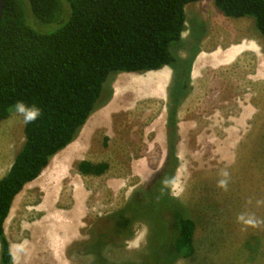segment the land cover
Here are the masks:
<instances>
[{"label":"rangeland","instance_id":"rangeland-1","mask_svg":"<svg viewBox=\"0 0 264 264\" xmlns=\"http://www.w3.org/2000/svg\"><path fill=\"white\" fill-rule=\"evenodd\" d=\"M62 6L67 9L65 2ZM25 7L27 15L29 6ZM184 12L185 30L174 50L185 58L195 46L197 51L190 64L188 89L175 115L179 122L175 144L177 167L169 192L184 205L196 227L194 253L171 264H264V228L242 231L235 220L236 214L244 210L246 199L264 198V79L257 73L258 60L264 59V38L252 17L225 16L213 0L190 2ZM28 16L27 22L40 32L52 31L58 24L40 23ZM216 52L229 54L224 60L214 61L212 55ZM159 70L168 73L162 97L154 95L153 83L149 81L159 74L158 70L122 72L111 79L112 96L113 89L118 88L119 92L120 88L119 104L126 99L123 103L128 106L122 105V111L110 116V129L93 132L86 146L85 160L107 163L106 171L95 176L71 170L84 195L78 231L72 240L63 247L54 245L47 240L53 231L37 230L41 224L50 223V220L43 223L50 211L62 222L71 224L67 215L74 205L72 187L64 186L55 199L58 205L48 211L38 209L43 193L37 181L15 196L4 222L12 264H58L53 255L61 247L65 264H94L83 248L89 242L87 234L93 228H103L100 220L123 208L132 192L164 163L167 153L164 126L173 71L170 67ZM134 81L138 82L137 88L130 84ZM129 86L133 88L128 89ZM99 108L91 115L99 112ZM23 127V118L13 109L0 121V177L7 172L24 141ZM135 161L143 163L144 170L139 175L135 171L141 166L132 167ZM225 168L231 176L227 192L217 187L218 173ZM148 208L149 205L141 208L142 215L148 213ZM252 211L264 218V207H253ZM150 216L152 220L157 218L154 209ZM133 223L136 226L128 231V239L125 235L115 237L114 233L109 237L114 246L104 250L103 258L108 262L96 264L137 263L138 256L149 260L142 246L147 222ZM165 253L169 255L170 249Z\"/></svg>","mask_w":264,"mask_h":264},{"label":"trees","instance_id":"trees-1","mask_svg":"<svg viewBox=\"0 0 264 264\" xmlns=\"http://www.w3.org/2000/svg\"><path fill=\"white\" fill-rule=\"evenodd\" d=\"M197 1L3 0L0 121L9 115L18 100L37 105L42 116L33 124H24V141L7 172L0 177V264H12L4 222L15 196L41 173L54 154L76 139L89 116L111 99L110 81L114 75L155 71L163 66L173 71L164 163L132 192L123 208L100 221L110 222L103 226L108 233L105 240L117 229L127 233L133 222L145 220L154 226L155 233L167 224L173 229L172 241L163 250L170 249L172 262L194 253L195 221L184 205L170 195L169 185L177 167L176 108L188 87L190 64L197 51L195 46L185 58L175 52L174 46L181 42L185 30L184 7ZM213 1L225 16L252 17L255 28L264 38V0ZM26 4L27 13L35 21L58 23L56 27L49 32L34 29L27 22ZM107 168V163L87 160L76 164L83 175L98 176ZM147 205L148 213L142 215L141 208ZM153 209L157 218L152 220ZM156 220L158 223H153ZM102 241L99 235L92 245L97 254L96 263L108 262L101 254Z\"/></svg>","mask_w":264,"mask_h":264},{"label":"bare ground","instance_id":"bare-ground-1","mask_svg":"<svg viewBox=\"0 0 264 264\" xmlns=\"http://www.w3.org/2000/svg\"><path fill=\"white\" fill-rule=\"evenodd\" d=\"M226 54H229V53L228 52H226V53L216 52L212 55L213 60L214 61L224 60L226 58ZM258 61H259V64H258L259 66L257 68V73L262 79H264V59L262 58V59H259ZM158 72H159V74H158L159 76L158 75L152 76V77H150L149 81L152 83L155 82V84L157 82V84H159V90H158L157 94L159 97H162L168 74H167V72H163L161 70H158ZM130 84L132 86H136V88H137L138 82L135 83V81H134L133 83H130ZM140 84H142V83H140ZM140 84L138 85L139 87L141 86ZM120 85H122V84H120ZM142 85L144 86V84H142ZM130 88H133V87L129 86L128 89H130ZM117 89L118 88L113 89L114 93H113V96H112V99L110 100V102L107 103L105 106H103L101 109L99 108L100 109L99 112H95V114L91 115L87 119L85 124H83V127L81 128L76 139L74 141H72L70 144H68L67 146H65L62 150H60L56 154H54V156L51 157L48 165H46V167L36 177V180H34L31 183H28L24 186L25 188L30 187L31 184H33L37 181V184L41 188L42 193H43V197H42L43 201L41 202L40 206L38 207V209L41 211H46V210L48 211V210L54 208L55 205L57 206L58 203H55L56 202L55 199H57V196L59 195V193L61 192L63 187L64 186L72 187V189H73L72 199L74 201V205H73V208L68 212V215H67V217L69 219L68 221L71 224H66L65 222H62V220L59 219L57 214L51 215V211H50V215L46 216L45 219H43V223L48 222L50 220V223H52V224L54 223L55 225L50 227L49 226L50 223H49V224H43V225L41 224V226L37 227V230H40V232H42V233H46L47 230H49V232L51 231L50 233H52V231H53L54 234L53 235L51 234L52 236H50V238L48 237V235H46V236L49 238L47 240H49L50 243H54V245L60 244V246L63 247L65 244H67V242H69L70 240H72L74 238L75 232L78 231V225L77 224H78V221H79L81 214H82L81 206H82V201L84 200V195H83V191L80 188V183H79L77 176H75L74 173L71 172V170H74V164L76 161H79V160L84 158L83 156H84L85 152H87L86 146L89 143V139L92 137L91 135L93 134V132L97 131L100 128L110 129V126H111V121H110L111 117L110 116L122 111L124 108H126L128 106L127 105L125 107L124 103H123L126 99H124V101L122 102V105L124 106V108H122L123 106L121 104H119V100H120L122 95H120L121 93L119 94V92H121L120 88H119V92L117 91ZM124 91H122V92H124ZM137 94H139V93H137ZM154 94H156V92ZM121 101H122V99H121ZM126 104H128V103H126ZM109 133H110V131H109ZM137 168H139V167H137ZM141 170H139V171H141ZM138 174H140V173H138ZM75 225H77V226H75ZM55 231H57V232H55ZM57 233H59V235H57ZM42 237H41V239H42ZM45 240H46V237H45ZM45 240H44V242H45ZM61 248L55 252L53 257L55 256L57 258L56 260L58 261V264H65V262L62 261L63 259L60 255Z\"/></svg>","mask_w":264,"mask_h":264},{"label":"flooded vegetation","instance_id":"flooded-vegetation-1","mask_svg":"<svg viewBox=\"0 0 264 264\" xmlns=\"http://www.w3.org/2000/svg\"><path fill=\"white\" fill-rule=\"evenodd\" d=\"M170 84H171V82H170ZM170 84H169V87H170ZM187 86H188V83H187ZM187 89H188V87H186V90ZM186 90H185V92H186ZM168 104H169V101H168ZM178 108H179V106L177 105L176 111L178 110ZM175 115H176V113H175ZM166 123H167V106H166V119H165V131H166L165 135H166V144H167V131L169 130V128L166 127ZM175 125H177L176 119H175ZM176 131H177V129H176ZM81 160H85V158H83ZM81 160H79V161H81ZM79 161H77L74 164V169H76V164ZM115 212L116 211H114V213L111 215V217L115 214ZM109 214L110 213H108L107 215H109ZM104 222L105 223H102V226H104V225L105 226L110 225V222H108L107 220H105ZM134 225L136 226L135 223H133L130 226H128L130 231H133V226ZM146 225H147V228H146V232H147L146 233V240H144L145 242L143 243L144 245L142 244V246H143V250H144V255H146V256L149 255L148 256V259L149 260H146L144 256L143 257H139L138 256V259L140 260L139 262H137V263L131 262L129 264H146V263H150V262H152L153 264H157L156 260H158L161 263L162 262L163 263H171L172 262V258L170 257V255H167L165 253V250H163V249L165 247L171 246V244H170L171 241H172V235H171V233L173 232V229L171 228V226H168L167 224H165V225H163V228L164 227H167V228H164L163 230L158 231L157 233L159 235L158 236H155V232L153 231L154 226H151L148 223ZM106 231L107 230H105V228L104 229L103 228H101V229L93 228L87 234V236L89 237V239H88L89 242L87 243L86 246L84 245L83 248H85V250L87 251V253H89L92 256V258H93L92 259V262L93 263H96V261H97L96 260L97 259V254L93 250L95 248H93L92 245L94 244V242L96 241V239L99 237V235L102 237V240H103L101 242V244H100V246L103 247V249L101 251L102 257H105V255H104L105 254V252H104L105 248H110L108 246H111V247L114 246V243L113 242L110 244V241H109L110 238H108L107 240H105L108 237V233ZM113 233H111V235L113 234V236H115V237H120L121 238L124 235H125L124 237H127L126 239H128L130 237V233H128V232L127 233H124L123 231L118 230V229L116 231H114ZM120 242H122V241H120ZM152 253H153V255H152ZM161 254H163L165 256L162 257V256H160ZM155 255H158L160 257L159 258H157V257L155 258Z\"/></svg>","mask_w":264,"mask_h":264},{"label":"clouds","instance_id":"clouds-1","mask_svg":"<svg viewBox=\"0 0 264 264\" xmlns=\"http://www.w3.org/2000/svg\"><path fill=\"white\" fill-rule=\"evenodd\" d=\"M13 111L23 118L25 125L37 122L42 116V110L35 104L29 105L23 100H18L13 105ZM219 179L217 180V187L227 192L230 183V172L225 168L221 169L218 173ZM167 183V182H165ZM264 207V198L249 197L244 202V210L236 214V223L241 225V230L246 231L249 228L261 229L264 228V218L258 217L252 208Z\"/></svg>","mask_w":264,"mask_h":264},{"label":"crops","instance_id":"crops-1","mask_svg":"<svg viewBox=\"0 0 264 264\" xmlns=\"http://www.w3.org/2000/svg\"><path fill=\"white\" fill-rule=\"evenodd\" d=\"M166 68V67H168V66H163L162 68ZM162 68H160V69H162ZM159 70V69H158ZM156 71V70H155ZM168 74V73H167ZM167 80H168V75H167ZM167 83V82H166ZM158 85V86H157ZM165 86H166V84H165ZM153 90H154V92L153 93H155L156 92V94H157V92H158V90H159V84H157V82H156V84H155V82L153 83ZM164 93V92H163ZM156 94H154L155 96H157ZM165 119H166V117H165ZM178 124H179V122H177V126H178ZM164 131H165V126H164ZM177 134L179 135V133L177 132ZM164 135V134H163ZM166 137V136H165ZM136 164H138V166L140 165L141 167V169L143 168L142 167V165H143V163L141 164L139 161H135L134 163H133V166L132 167H135L136 166ZM141 169H139V170H141ZM138 170V169H137ZM139 170L137 171V172H135L136 174H138L139 173ZM144 169H142L141 171H143ZM139 175V174H138ZM10 252H11V250H10ZM12 253V252H11ZM64 260V259H63ZM65 261H66V259H65ZM66 263H67V261H66Z\"/></svg>","mask_w":264,"mask_h":264},{"label":"water","instance_id":"water-1","mask_svg":"<svg viewBox=\"0 0 264 264\" xmlns=\"http://www.w3.org/2000/svg\"><path fill=\"white\" fill-rule=\"evenodd\" d=\"M2 14H3V0H0V21L2 18Z\"/></svg>","mask_w":264,"mask_h":264}]
</instances>
